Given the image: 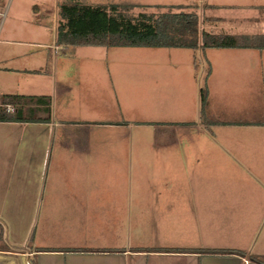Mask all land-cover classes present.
<instances>
[{
    "label": "crops",
    "instance_id": "1",
    "mask_svg": "<svg viewBox=\"0 0 264 264\" xmlns=\"http://www.w3.org/2000/svg\"><path fill=\"white\" fill-rule=\"evenodd\" d=\"M202 2L217 4L172 3ZM198 51L204 71L56 57L20 69L39 78L0 82V96L53 99L50 122H0V264H253L149 248L264 256V49ZM201 79L218 123L201 121Z\"/></svg>",
    "mask_w": 264,
    "mask_h": 264
},
{
    "label": "trees",
    "instance_id": "2",
    "mask_svg": "<svg viewBox=\"0 0 264 264\" xmlns=\"http://www.w3.org/2000/svg\"><path fill=\"white\" fill-rule=\"evenodd\" d=\"M140 9L137 13L132 11ZM212 4L131 3L93 4L66 0L58 5L56 44L63 46L105 47H168L198 51L207 48L264 49V33L234 34L210 32L201 28V21H218V17L200 18V10ZM264 13V5L258 6ZM154 9V10H152ZM194 63L197 65L196 56ZM209 73V69L207 74ZM51 95L3 94L0 96V122H50ZM209 93L206 84L200 88V118L204 123H218L209 118ZM12 108L13 110H10ZM67 251H89L71 249ZM105 251V250H101ZM145 251L200 252L248 256L253 264H264V256L229 248H149Z\"/></svg>",
    "mask_w": 264,
    "mask_h": 264
},
{
    "label": "rangeland",
    "instance_id": "3",
    "mask_svg": "<svg viewBox=\"0 0 264 264\" xmlns=\"http://www.w3.org/2000/svg\"><path fill=\"white\" fill-rule=\"evenodd\" d=\"M66 0H0V82L16 84L21 78H39L20 69L33 68L46 71L49 59L78 58L101 60H180L191 61L196 56L200 70L204 71L207 57L201 51L168 47H105V46H56L58 5ZM93 4L119 3L124 0H81ZM154 1V0H153ZM216 7L200 10L204 16L220 20L202 22L201 28L210 32L234 34L264 33V13L257 6L264 0H211ZM153 2V4H173ZM189 3V2H188ZM207 3V2H205ZM203 5V2L200 3ZM154 10V9H152ZM140 11L137 7L132 11ZM184 65V64H183ZM203 72H201V76ZM202 86L205 81L201 79ZM254 255L251 252H248Z\"/></svg>",
    "mask_w": 264,
    "mask_h": 264
},
{
    "label": "built area",
    "instance_id": "4",
    "mask_svg": "<svg viewBox=\"0 0 264 264\" xmlns=\"http://www.w3.org/2000/svg\"><path fill=\"white\" fill-rule=\"evenodd\" d=\"M10 110H13L12 108H9Z\"/></svg>",
    "mask_w": 264,
    "mask_h": 264
}]
</instances>
